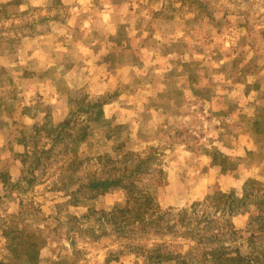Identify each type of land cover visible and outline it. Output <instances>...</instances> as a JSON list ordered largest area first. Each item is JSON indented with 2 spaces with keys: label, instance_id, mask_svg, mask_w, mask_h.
Returning a JSON list of instances; mask_svg holds the SVG:
<instances>
[{
  "label": "rangeland",
  "instance_id": "374dc122",
  "mask_svg": "<svg viewBox=\"0 0 264 264\" xmlns=\"http://www.w3.org/2000/svg\"><path fill=\"white\" fill-rule=\"evenodd\" d=\"M76 106L96 127L126 126L106 147L113 159L154 155L139 178L166 211L161 229L183 215L206 239L247 248L249 212L264 216V0H0V225L23 212L30 232L41 228L32 234L44 264H143L157 245L199 264L188 237L127 240L106 224L119 188L88 200L60 190L68 157L31 172L33 150L16 130L55 127ZM233 198L245 206L223 211ZM4 244L0 235V264Z\"/></svg>",
  "mask_w": 264,
  "mask_h": 264
},
{
  "label": "trees",
  "instance_id": "16d2710c",
  "mask_svg": "<svg viewBox=\"0 0 264 264\" xmlns=\"http://www.w3.org/2000/svg\"><path fill=\"white\" fill-rule=\"evenodd\" d=\"M105 100L106 97H100L94 106L104 105ZM78 101L75 102L78 103ZM85 110V113L92 111L89 108ZM81 111L82 107L76 106L71 117L55 127L42 122L32 125L27 130L23 127L16 130L18 138L22 136L20 141L24 147L30 144L33 150L31 172L36 169L43 171L45 159H53V156L63 159L68 157L67 159L73 160L69 169L70 175H65L64 172L58 182L61 184L60 190L70 191L71 197L75 200L93 199L113 188L122 190L124 201L115 204L108 212H101V219L127 240L160 233L181 234L195 242L191 250H197L200 256L199 258L197 255V259L191 260V263L264 264L262 258L264 255L262 243L264 216L249 212L246 228L250 235L246 238L247 248L243 250L227 245L222 241L223 235L206 239L202 236L205 227L200 229L196 226L190 230L191 224L189 221L186 222L183 215L172 220L173 223L168 220L165 227L161 229L160 224L164 220L166 211L158 213L154 210L152 197L143 186H140L139 178V175L150 174L153 171L154 155L133 154L130 155L131 158L124 155L113 159L106 151V147L124 139V135H119L118 132L119 127L126 128V126L104 119L101 125L96 127L86 119L77 118V113ZM41 148L46 151L38 153ZM93 162L97 164L96 170H87ZM33 180L34 178L28 181ZM78 194L82 195V199H78ZM235 202L240 206H245L243 199L233 198L224 201L223 211L233 213L231 205ZM29 213L36 214L33 210ZM23 215L21 211L12 215L7 228L0 225V235L5 240L1 249L3 253L5 252L3 256L8 264H44L40 256L39 245L32 234V231L40 232L41 228L36 227L30 232V224L23 219ZM136 248L143 250L137 243ZM143 251L144 254L140 255L144 258L143 264H167L170 261L179 264L181 262L178 257L167 250L165 245H157L153 249ZM74 253L80 254L81 251L77 250ZM70 264L85 263L77 258ZM102 264H109V262Z\"/></svg>",
  "mask_w": 264,
  "mask_h": 264
}]
</instances>
